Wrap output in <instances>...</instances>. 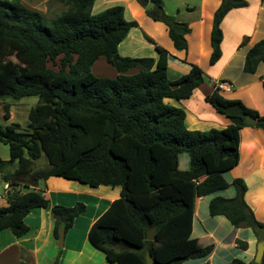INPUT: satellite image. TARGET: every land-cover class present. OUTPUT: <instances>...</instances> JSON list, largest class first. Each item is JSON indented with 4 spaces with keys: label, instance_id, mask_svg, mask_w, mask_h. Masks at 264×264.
<instances>
[{
    "label": "trees",
    "instance_id": "16d2710c",
    "mask_svg": "<svg viewBox=\"0 0 264 264\" xmlns=\"http://www.w3.org/2000/svg\"><path fill=\"white\" fill-rule=\"evenodd\" d=\"M60 1L66 9L46 18L20 0H0V100L38 97L24 129L16 123L0 125V142L9 153L7 159L0 158V177L11 187L5 193L7 204L0 206V231L24 235L29 211L49 205L35 182L59 176L90 187H120L119 197L87 232L90 244L110 263L146 264L145 254L150 255V264H180L205 257L213 244L203 245L191 237L195 198L230 184L235 195L212 197L210 216L223 215L232 226L249 227L257 241L264 240V222L244 199L245 183L240 178L229 183L222 175L238 162L239 130L248 125L244 117H254V126L264 130V115L240 99L224 97L216 86L205 101L229 120L228 125L205 131L188 129L185 111L164 99L189 97L204 81L202 70L193 65L188 73L169 80L167 51L158 45L156 59L120 56L118 44L137 25L125 19L122 5L92 13L94 0ZM135 1L143 8L152 1L153 7L145 14L166 25L175 49H186L185 35L190 31L186 22L166 14L161 0ZM246 4L245 0H221L214 11L210 64L220 56L222 17L229 9ZM99 56L116 69L115 77L92 73ZM259 62H264V37L247 49L242 71L254 73ZM134 67L138 68L135 73H127ZM172 84L176 87L171 88ZM2 108L3 118L9 119V105L4 103ZM180 153L187 154L188 169L178 168ZM41 156L47 166L31 174ZM28 176L34 184L20 180ZM19 181L31 188L17 190ZM84 209L81 201L51 205L54 238L59 227L66 232ZM151 228L154 236L147 240ZM235 243L246 247L245 241L236 239ZM56 261L57 256L53 264ZM230 263L245 264L239 258Z\"/></svg>",
    "mask_w": 264,
    "mask_h": 264
},
{
    "label": "crops",
    "instance_id": "0c3cea01",
    "mask_svg": "<svg viewBox=\"0 0 264 264\" xmlns=\"http://www.w3.org/2000/svg\"><path fill=\"white\" fill-rule=\"evenodd\" d=\"M95 1V0H94ZM99 12L118 3L124 8V17L135 20L136 26L128 30L125 38L118 44L120 56L152 57L158 53L155 46L167 51V77L176 80L188 73L193 65L203 73L204 81L193 88L187 98H165V102L181 107L185 111L184 124L188 129L205 131L211 128H224L229 120L205 101V96L213 87L224 84L219 90L226 98L240 99L247 107L264 115V62H259L254 73L242 71L247 49L264 37V0H245L246 5L229 9L220 21L222 38L220 56L209 63L211 53L210 32L214 11L221 0H161L166 14L175 20L186 22L190 31L185 35L187 47L183 50L174 48L168 36L166 25L151 19L145 14V7L135 0H96ZM113 2L109 4L110 2ZM94 3V2H93ZM93 12V5L91 8ZM247 38L244 43H241ZM134 67L127 73H135ZM91 71L101 77H115L117 71L103 56H99L92 64ZM7 159V158H3ZM188 156H178V168L188 169ZM229 183L240 178L246 185L244 199L252 209L255 217L264 222V130L254 125L243 126L239 130L238 162L222 173ZM0 192V206L6 205V194ZM44 188L36 184L48 199L47 207H36L29 211L24 221L28 231L15 237L8 229L0 231V264H115L106 261L90 244L87 232L91 224L108 207L110 202L119 197L120 187L99 185L90 187L75 180L59 176H49L42 181ZM21 184V185H20ZM23 184L18 182L16 189L23 192ZM28 188H31L29 186ZM9 190L11 187L9 186ZM236 189L230 184L194 201L191 237L197 238L201 244L212 243L211 252L205 257L190 258L180 264H231L233 258L244 263L252 260L256 248V236L249 227H235L223 215L210 216L208 201L216 196L231 198ZM85 212L77 215L72 226L64 233L61 247L55 246L53 238L54 218L50 206L60 204L71 206L75 202H87ZM85 213V214H84ZM246 242L244 249L238 247L235 240Z\"/></svg>",
    "mask_w": 264,
    "mask_h": 264
},
{
    "label": "rangeland",
    "instance_id": "374dc122",
    "mask_svg": "<svg viewBox=\"0 0 264 264\" xmlns=\"http://www.w3.org/2000/svg\"><path fill=\"white\" fill-rule=\"evenodd\" d=\"M24 5L36 9L40 11L41 13L44 14L46 18H52L62 12L63 10L66 9V5L60 1V0H20ZM97 1L95 0L93 3V12L97 13ZM113 3L112 1L109 3ZM113 5H118V3L113 4ZM121 5V4H120ZM50 64V63H49ZM94 74V72L92 71ZM38 102V97L36 96H26L22 97L20 99H13L11 97H5L0 100V125L4 127L5 125H8L10 123H16L19 125L20 129H24L26 122H27V115L28 111L31 107H33L36 103ZM4 103H7L9 105V114L10 117L9 119H4L3 118V108L2 105ZM184 156H186V153H182ZM9 153H8V146L0 142V158H8ZM47 166L46 158L44 156H41L38 160H36L32 166V171L31 174L35 173L38 170L44 169ZM14 167V164L10 167L9 170H12ZM11 178L13 176H10ZM19 179V178H18ZM21 181H25L27 183H33L31 181L30 176L26 178H20ZM44 181V180H43ZM20 182V181H19ZM22 183V182H21ZM42 180L35 182L38 187L44 188V185H42ZM21 185V184H20ZM2 181H0V192L2 190ZM29 189L28 187L23 188V191ZM87 202H82L89 204V200L85 199ZM81 201V200H80ZM85 212V211H83ZM85 214V213H84ZM54 238V236H53ZM55 246H57V239L55 240ZM257 241V239H256ZM97 250L96 248H94ZM99 254H103L102 251L97 250Z\"/></svg>",
    "mask_w": 264,
    "mask_h": 264
},
{
    "label": "water",
    "instance_id": "95a60500",
    "mask_svg": "<svg viewBox=\"0 0 264 264\" xmlns=\"http://www.w3.org/2000/svg\"><path fill=\"white\" fill-rule=\"evenodd\" d=\"M154 3L152 1H149L147 5L145 6V10H149L153 7ZM176 87L175 84L171 85V88ZM244 122L248 125H255L256 119L250 115H246L244 117ZM153 228L149 229L147 234H146V239L147 240H152L153 239ZM64 229L63 227L58 228V236H57V246L61 247L63 244V238H64ZM263 250H264V240L257 241L256 243V248H255V253L251 261L245 263V264H261V259L263 255ZM144 260L146 264L151 263V257L149 254H145Z\"/></svg>",
    "mask_w": 264,
    "mask_h": 264
},
{
    "label": "built area",
    "instance_id": "2783aa9c",
    "mask_svg": "<svg viewBox=\"0 0 264 264\" xmlns=\"http://www.w3.org/2000/svg\"><path fill=\"white\" fill-rule=\"evenodd\" d=\"M223 87H224V84H220V85L218 86L219 89H221V88H223ZM3 189L5 190L4 192L6 193V191L9 190V185H8L7 183H4V185H3Z\"/></svg>",
    "mask_w": 264,
    "mask_h": 264
}]
</instances>
